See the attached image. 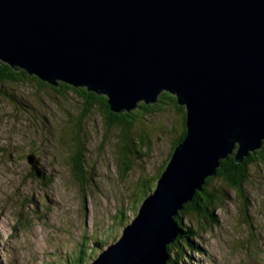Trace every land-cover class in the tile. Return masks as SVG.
Wrapping results in <instances>:
<instances>
[{
	"label": "water",
	"instance_id": "1",
	"mask_svg": "<svg viewBox=\"0 0 264 264\" xmlns=\"http://www.w3.org/2000/svg\"><path fill=\"white\" fill-rule=\"evenodd\" d=\"M0 61L114 114L164 91L184 107L154 191L91 264H166L177 212L220 161L264 143V0H0Z\"/></svg>",
	"mask_w": 264,
	"mask_h": 264
},
{
	"label": "rangeland",
	"instance_id": "2",
	"mask_svg": "<svg viewBox=\"0 0 264 264\" xmlns=\"http://www.w3.org/2000/svg\"><path fill=\"white\" fill-rule=\"evenodd\" d=\"M14 94L18 99L0 94V264H61L86 237L109 236L116 225L114 243L124 228L117 225L118 210L123 207L126 225L134 219L141 204L133 196L138 184L154 179L169 155L173 136L164 112H144L137 120L131 137L147 142L138 157L124 144L117 147L120 133L103 113L87 112L81 122L87 172L82 187L69 159L76 148L66 138L85 109L82 97L49 87L36 94L30 86ZM31 156L42 176L30 174ZM125 162L128 172L122 175ZM243 188L247 208L231 192V200L214 212L218 224L199 231L198 264H264V165L254 168Z\"/></svg>",
	"mask_w": 264,
	"mask_h": 264
},
{
	"label": "trees",
	"instance_id": "3",
	"mask_svg": "<svg viewBox=\"0 0 264 264\" xmlns=\"http://www.w3.org/2000/svg\"><path fill=\"white\" fill-rule=\"evenodd\" d=\"M57 84L56 87L52 86L46 82L40 81L33 75H29L18 67H10L0 61V94L9 97L12 100L18 99L14 94L16 90L25 86H30L36 94L42 93L43 88L49 87L59 94L65 95L69 91H74L79 93V96L82 97L81 99L84 102L85 109H83V113H81L77 121H73V123L71 122V126L73 127L72 129L68 128V133L66 135V138H69L76 148L69 158L70 163H72L71 171L82 187L86 186L85 179L87 177L85 178L84 174L87 172L84 171L82 167V150H84V148L82 147L81 140V122L87 112L96 109L103 113L105 121L109 124H114L120 133V141H118L117 147H119V144H124L127 152L134 154L136 157L142 155L139 152V149L142 150L147 144L144 138L137 139L134 137L138 141L135 143L131 137V132L137 124V120H139L141 114L144 112H164L167 117L166 126L169 127L173 140L171 142L168 157L154 176L155 180L153 178L142 179L140 184H138V189L133 196L136 200L142 202L151 191L155 189L156 182L165 170L174 148L185 137L184 107L177 103L176 98L173 95L164 91L160 92L155 98V101L150 104H145L143 102L137 103L135 109H138L139 111H134L135 109H133L129 112L114 114L110 111L107 99L104 95H97L89 92L85 88H80L81 90L78 92L77 88H73L62 82H57ZM18 96H20V94H18ZM16 102L17 104L19 103L17 100ZM166 108H168V110L165 111ZM142 118H144V116H142ZM105 125L108 128L110 127V125ZM130 145L133 149H128ZM263 149L264 143L262 144L261 149L248 154L242 159L241 163H236L232 155L228 156L227 159L220 161V167L217 169L215 175L204 180L201 190L196 191L191 201L183 205L182 210L178 211L174 217V220L177 221V229L174 242L167 247L169 259L166 264H198V259L202 255L201 246L203 245L201 242L202 240H199V231H203L205 225L208 226L211 224V228H214L218 224L214 212L216 210H221L228 200H231L229 193L232 192L234 196H237L240 199L241 208L242 206L243 208H247V206H244L246 204V197L243 185L247 182L249 176L252 175L254 168L262 167L264 165V157L261 155ZM127 168L125 162L124 167L121 168L122 175H126L128 172ZM38 170L39 169L35 167V169H31L32 172L30 174L33 176H42L43 172L41 171L40 173ZM90 180L92 182L91 177ZM146 182L148 183L147 186L144 185ZM38 201L42 202L41 199H38ZM116 218L118 226L126 225V219L128 217L123 213V207L118 210ZM113 227L117 230L116 225ZM114 231L113 233H110L109 236L91 237L90 241L89 237H86L84 239L85 244L78 245V247L63 258L61 264H90L92 259L98 255V253L106 249L111 240H114L113 236L116 235V231ZM96 234L99 235V233ZM90 242H93L92 246H89Z\"/></svg>",
	"mask_w": 264,
	"mask_h": 264
},
{
	"label": "clouds",
	"instance_id": "4",
	"mask_svg": "<svg viewBox=\"0 0 264 264\" xmlns=\"http://www.w3.org/2000/svg\"><path fill=\"white\" fill-rule=\"evenodd\" d=\"M153 191H154V189H153ZM142 202H143V201H142ZM142 202H141V203H142ZM140 205H141V204H140ZM139 207H140V206H139ZM139 207H138V209H139ZM138 209H137V211H138Z\"/></svg>",
	"mask_w": 264,
	"mask_h": 264
},
{
	"label": "flooded vegetation",
	"instance_id": "5",
	"mask_svg": "<svg viewBox=\"0 0 264 264\" xmlns=\"http://www.w3.org/2000/svg\"><path fill=\"white\" fill-rule=\"evenodd\" d=\"M55 89H57V88H55Z\"/></svg>",
	"mask_w": 264,
	"mask_h": 264
}]
</instances>
